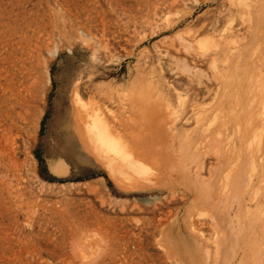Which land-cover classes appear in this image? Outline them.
<instances>
[{"label": "rangeland", "instance_id": "374dc122", "mask_svg": "<svg viewBox=\"0 0 264 264\" xmlns=\"http://www.w3.org/2000/svg\"><path fill=\"white\" fill-rule=\"evenodd\" d=\"M261 2L0 0V264H264ZM76 90L104 113L158 99L173 158L139 157L148 176L118 186L77 138ZM182 159L224 197L242 168L251 225L212 223L167 172Z\"/></svg>", "mask_w": 264, "mask_h": 264}, {"label": "bare ground", "instance_id": "6f19581e", "mask_svg": "<svg viewBox=\"0 0 264 264\" xmlns=\"http://www.w3.org/2000/svg\"><path fill=\"white\" fill-rule=\"evenodd\" d=\"M261 1L263 2L264 0H261ZM262 2H261V5H259V6L262 8V10L264 12V3L262 4ZM113 96H114V94H113ZM116 96H117L116 98H118V100H119V103L117 102L118 105L116 106V109L115 110L113 109L110 111L108 109V112L104 113L105 109L99 103V100L96 101L94 99H89L87 101H84L82 99V97L77 93V90H76L75 96L73 97V101H72L73 102L72 104L74 107V110H73L74 111L73 112L74 113L73 114V126L74 127L73 128H74V131L77 135V138H78L80 144L82 145L81 147L84 149V151H86L88 154H90L94 158V161L99 163L107 171V173L109 174V177L118 186H120L121 188L124 187V189L125 188L127 189L128 187H131L128 185H132V184H129L132 180H137V182H138L143 176H145V175L148 176V173L145 174L146 173V172H144L145 170L141 169V167L145 164L142 165V163H139L140 162L138 160L139 157L141 158V156H142V158L147 157V158L154 160V158L159 155V156L164 157L166 160L170 159V158L172 159L173 157L171 156V154H173L172 152L174 151V148L176 146L174 143L175 140L173 139L174 135L172 136V134L170 133V130H169V128H170L169 126H171L170 120H169V118H167L169 115L167 116L161 110V108H162L161 104L162 103L160 104L159 103L160 101L158 102V99H157V102L156 101H150V98H148L149 96L148 97L145 96L147 98V100H143L142 99L143 95L140 96L141 98L135 97L136 98L135 99L133 97V99H132V97H125V96L122 97L120 93H118ZM112 101H114V100H112ZM219 101L222 103L221 100H219ZM102 103H103V101H102ZM229 103H230V101H229ZM236 103L237 102L234 103L235 106H236ZM237 105H238V103H237ZM183 110H184V108H183ZM168 112H169V110H168ZM222 116H225V115H222ZM226 118H224V120ZM221 119H223V117ZM221 121H223V120H221ZM225 122H227V120ZM229 122H230V119H229ZM172 123H173V121H172ZM252 137H253V135H252ZM178 140H179V138H178ZM212 140L217 141L214 138ZM259 143H260V141H259ZM258 148H259V150L261 149V143L258 145ZM180 153L183 154L182 151ZM254 154H252V156L255 157ZM215 155H217V154H215ZM178 158H180V156ZM144 160H145V158H144ZM158 160H160V159H158ZM251 160H252V158L250 159V161ZM181 161L184 162V164ZM181 161L180 160L179 161H173V162L170 161L167 163V168L166 167L165 168L169 170V171L167 170V172H170L172 179L177 180L178 183L183 184L187 188V191L189 194H195L194 197H195V200H197L196 203H198V201H199L203 206L211 209L212 223H215V225H216V223H219L221 225L222 224L223 225L224 224L229 225L230 223L234 222L235 219H238V221L244 220L246 222L245 225H249V226L251 225L250 219H247V216L244 217V215L241 213V211L243 212V210H241V207H242L241 201L243 199L244 192H243V190H241L243 188L240 186V184H238V182L243 177V176L241 177L242 168L237 167V165L233 164L235 166L234 167L235 172L233 171L234 175L232 174L233 177L232 176L231 177L233 178L232 181H233V184H235V186H233V184H231L230 186H233V187H231L233 189H230L231 192H229L227 197H224L225 195L224 196L220 195L221 194L219 192L220 190L217 191L215 189V186H214L215 184H213V182L211 181L213 179L210 178L211 180H209V181L208 180L203 181V180L198 179L197 178L198 176H194V173L191 172V170L189 169V166L185 163V161H183V159ZM140 164L142 165L141 167H140ZM251 165H252V163H251ZM253 165H254V163H253ZM147 166H149V165H147ZM164 166H166V165H164ZM240 166H241V164H240ZM142 168H144V167H142ZM53 169H54V171H56L58 173H63L66 171V167L62 161H55L53 163ZM243 170H244V168H243ZM251 173H252V171H251ZM129 179H132V180L129 182ZM243 181H241V183ZM246 181H249V180L247 179ZM190 183H192V184H190ZM246 183H248V182H246ZM139 184L136 183L133 185V187L136 186V189H139V188H137V186ZM243 184L244 183H242V185ZM140 185H139V187H140ZM149 185H150V183H149ZM151 186L154 187L155 185H151ZM234 187H235V189H234ZM247 187H249V185ZM226 191H228V190H226V188H225V192ZM235 208H236V210L239 208L240 209L238 211H236L235 214H237V215L232 216V212H234ZM249 217H252V216H249ZM247 220H249V221H247ZM252 220H253V217H252ZM237 224H239V223H237ZM251 231H252V229H251ZM198 252L199 251H197L196 253H198ZM190 257L191 258H189V257L188 258L190 259L192 264H208V263H206V258L203 256H200V255L196 256L195 255V256H190ZM189 264H190V262H189Z\"/></svg>", "mask_w": 264, "mask_h": 264}, {"label": "trees", "instance_id": "16d2710c", "mask_svg": "<svg viewBox=\"0 0 264 264\" xmlns=\"http://www.w3.org/2000/svg\"><path fill=\"white\" fill-rule=\"evenodd\" d=\"M37 157H38V159H39L40 163H42V162H43V160H42V158L40 157V155H37Z\"/></svg>", "mask_w": 264, "mask_h": 264}]
</instances>
